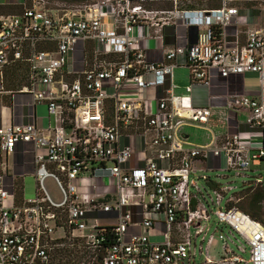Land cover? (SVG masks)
Returning a JSON list of instances; mask_svg holds the SVG:
<instances>
[{
	"label": "built area",
	"instance_id": "obj_1",
	"mask_svg": "<svg viewBox=\"0 0 264 264\" xmlns=\"http://www.w3.org/2000/svg\"><path fill=\"white\" fill-rule=\"evenodd\" d=\"M248 23L256 27L241 32ZM164 27L188 31L184 44L161 49ZM149 50L163 59L150 61ZM19 65L25 83L9 90L7 72ZM180 67L189 71L188 94L209 88L215 74L256 75L258 94L230 96L214 123L211 107L174 93ZM159 88L161 96L149 95ZM20 94L57 124L37 127L32 114L0 127V158L31 143L35 166L33 195L21 185L18 196L0 159V264H195L191 230L198 237L213 220L249 256L224 244L220 264H264V221L240 210L227 189L216 184L208 200L190 179L194 162L248 171L264 161V0H90L71 8L0 0V95ZM186 128L206 131L209 142H190ZM49 178L61 201L48 193ZM202 264L217 263L206 255Z\"/></svg>",
	"mask_w": 264,
	"mask_h": 264
},
{
	"label": "crops",
	"instance_id": "obj_2",
	"mask_svg": "<svg viewBox=\"0 0 264 264\" xmlns=\"http://www.w3.org/2000/svg\"><path fill=\"white\" fill-rule=\"evenodd\" d=\"M255 23H248V25L239 27L241 32L246 31L247 29L255 28ZM233 29V28H232ZM188 33L183 28L174 29L173 27H164L159 34L163 36V46L161 49H170L175 46H180L184 44L183 35ZM233 30L230 31L232 33ZM193 36V33L191 34ZM241 40L244 41L245 37L242 34ZM161 44V45H162ZM147 58L150 61H161L163 59V51L158 50H149L147 53ZM174 93L182 97H189L195 107L206 108L211 107L215 116V121L217 116L220 114L223 115L222 110L225 109L227 104V99L230 96L235 94H245L248 96H256L258 94L259 82L256 75L247 74L244 76H232L228 79H221L215 74L212 78L209 88L199 86L194 87L193 92L188 94L186 89L190 85L189 71L186 68H177L174 70ZM149 95L158 94L162 95V90L152 89L148 91ZM33 101L30 95L20 94V95H0V127L7 124H21L26 123L29 120V116L35 115V124L40 128L55 127L56 120L54 117L50 116L47 113L45 106H33ZM225 111V110H224ZM242 117L240 122L245 121V116L239 115ZM239 118V117H238ZM217 128V127H216ZM219 128V127H218ZM196 129V128H195ZM240 131H247V127L243 124L240 126ZM223 131H218L217 137L220 138ZM186 137L192 143L203 145L209 142L210 137L208 134L204 136H192L191 134L185 131ZM2 161L7 166L8 177L5 182L7 185L8 191L12 190V182L15 180H20L21 185L25 188V179L27 177H32L35 166H34V146L31 143L19 144L16 147V150L12 154H3L1 156ZM0 158V159H1ZM1 161V160H0ZM219 159H214V165L219 164ZM264 164V161L260 166ZM194 166H203V163L194 162ZM259 167V166H257ZM264 183V180H262ZM211 182V181H210ZM213 183V182H212ZM216 185V183H213ZM218 185V184H217ZM255 185V184H254Z\"/></svg>",
	"mask_w": 264,
	"mask_h": 264
},
{
	"label": "rangeland",
	"instance_id": "obj_3",
	"mask_svg": "<svg viewBox=\"0 0 264 264\" xmlns=\"http://www.w3.org/2000/svg\"><path fill=\"white\" fill-rule=\"evenodd\" d=\"M58 3V7L62 8H71L75 5L78 4V2H72L68 0H56ZM247 6H252L254 5L253 2H247ZM11 75L18 74L22 77V80L24 79L25 71L22 68L17 69L16 67H12L10 69ZM22 82L20 81V77L18 81H10L8 79L6 86L7 89H17L19 88V83ZM25 83V82H24ZM222 112H225L222 110ZM231 116H235L234 113L229 112ZM218 115L217 118H221ZM239 117L240 120H242L241 116ZM213 129L215 132L222 131L220 128H216L212 125ZM187 133L191 134L193 137L194 136H204L206 137L207 132L201 129H195V128H186L185 130ZM220 161V160H219ZM214 165V162H213ZM215 169L214 171H206L203 166H198L197 167V172L194 176H191V180L193 179L195 184L197 185V188L201 190V193L208 199H215L216 195L214 194L213 188L210 187L209 183L207 180L216 183L219 185L220 188L222 189H227L226 190V197L229 198L230 196H235L237 199H240V204L242 205L245 203V194L247 192V188L250 185H254L256 180L258 178H261L264 180V164L259 167H251L250 170L248 171H227L225 169V161L223 160L222 162L220 161L219 164L214 165ZM221 168V169H220ZM26 181V192L27 196H32L33 195V187H34V179L32 177H27L25 179ZM45 187L52 197L53 200L55 201H61L62 200V194L60 192V187L57 184L56 181L53 179L49 178L45 181ZM257 187V186H253ZM192 191L199 196V198L204 202V199L198 190L195 188H192ZM253 190H251L252 192ZM224 206V204H223ZM262 212H263V219H264V206L262 205ZM99 223L101 225L107 224L108 221L104 218V216L99 217ZM204 227V232L203 234H200L198 237H195V231L192 229L191 230V237H192V248L191 252L192 254L195 255V264H202L205 260L206 255L208 258L213 262V263H219L220 257L222 256V247L224 244H227L228 247L235 251V253L242 255L245 259L248 260L249 256L248 254H242L238 252L237 250V245H241V241H236L232 236L229 235V228L218 225L216 220L211 221L208 225L203 224ZM61 230H58L55 232L54 236H60L61 235ZM223 233L224 235H229V237H225L224 240L219 239V234ZM213 235V236H212ZM212 236V238H211ZM204 237L205 241L202 242V238ZM211 238V241L209 242V239ZM196 242V247L194 246V243ZM202 242V243H201ZM54 264H71V261L65 260V261H57Z\"/></svg>",
	"mask_w": 264,
	"mask_h": 264
},
{
	"label": "trees",
	"instance_id": "obj_4",
	"mask_svg": "<svg viewBox=\"0 0 264 264\" xmlns=\"http://www.w3.org/2000/svg\"><path fill=\"white\" fill-rule=\"evenodd\" d=\"M64 1V0H63ZM68 1H72V2H78V3H83V2H87L90 0H68ZM17 69L22 68L25 71V75H26V67L23 65H19L16 66ZM24 75V76H25ZM20 77V82L18 87H21L24 82H25V77L22 80V77L20 75H18L17 73L14 75H11L10 70L7 72V81L8 79L10 81H18ZM9 90H15V89H9ZM209 185L211 188L216 189V185L213 184L212 182L208 181ZM16 184H17V195L19 196L21 194L20 192V187H21V182L20 180H16ZM253 186H257V187H253ZM247 192L245 194V203L242 205L240 204V199L239 202L237 203V206L240 210L250 214L253 218L260 220V221H264L263 219V212H262V205L264 206V184H257V185H250L247 189ZM251 190H253L251 192Z\"/></svg>",
	"mask_w": 264,
	"mask_h": 264
}]
</instances>
